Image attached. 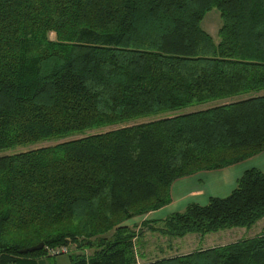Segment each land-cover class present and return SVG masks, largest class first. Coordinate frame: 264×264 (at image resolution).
<instances>
[{"label": "trees", "instance_id": "1", "mask_svg": "<svg viewBox=\"0 0 264 264\" xmlns=\"http://www.w3.org/2000/svg\"><path fill=\"white\" fill-rule=\"evenodd\" d=\"M212 9L217 42L201 27ZM263 92L264 0H0V152L56 142L0 156V264H49L64 254L45 251L69 246L92 253L68 264H138L128 221L169 205L174 181L264 151ZM262 219L253 169L156 230L203 237ZM145 264H264V235Z\"/></svg>", "mask_w": 264, "mask_h": 264}, {"label": "rangeland", "instance_id": "2", "mask_svg": "<svg viewBox=\"0 0 264 264\" xmlns=\"http://www.w3.org/2000/svg\"><path fill=\"white\" fill-rule=\"evenodd\" d=\"M220 26H221L220 15L218 11L215 9H212L210 12H208L201 22L202 29L208 35H210L215 42L218 41L217 34H218ZM49 39L54 40L55 39L54 34H50ZM251 96H254V94L240 96V97H233V98H229L225 100L214 101V102L206 103L204 105L191 106V107H187L185 109L176 111L174 113H164L161 115L144 118V119L136 121L135 123L136 124L144 123V122L156 120L159 118H166L168 116L183 115V114H187L191 112L201 111V110H205L208 108L236 102V101H239V100L251 97ZM135 123H128L127 125H132ZM114 128H117V127L106 128L101 131H108ZM93 133H98V131L96 132L94 131ZM79 137L81 136H76L71 139H75ZM55 143L56 142H46V143H42L36 146L28 147V148H18L16 150L2 151L0 152V156L13 154V153L24 151V150L31 149L34 147L50 146ZM151 218H152L151 216H141V217L134 218L126 223L128 226L134 229V232L137 235V239L134 241V243L136 244L135 250L137 254L138 264H145L149 262H155L161 259L182 256L184 254H190L200 249L199 248L200 246L204 245V244H200L196 242L195 236L194 237L192 236L189 238L184 237L185 239L183 238L182 239H170L167 237H162L161 235H159L158 233L159 231L156 230V229H161V227L155 228L152 225H150ZM259 227L261 228V226H258L255 228L260 229ZM252 231H254V229H251V228L243 229V231H239V234H238V233H233V232H236L234 231V229L225 230L226 234H231V235L230 236L226 235L224 243H231V242L235 243L238 241L249 239L252 235ZM62 248L66 249L67 251L66 254L60 255L56 257L54 260L51 259L49 261V264H68V254L77 253L85 257H88L92 253V250L78 251L76 250L75 246L60 247L56 249H50V251H45V252H46V255H49V254H52L51 251L57 253V251L61 250ZM140 256H142V259H140Z\"/></svg>", "mask_w": 264, "mask_h": 264}, {"label": "crops", "instance_id": "3", "mask_svg": "<svg viewBox=\"0 0 264 264\" xmlns=\"http://www.w3.org/2000/svg\"><path fill=\"white\" fill-rule=\"evenodd\" d=\"M253 169L264 173V151L235 165L220 170L198 172L174 181L170 187V204L145 216L152 217L150 225L160 228L166 218L175 213H182L191 204L204 206L212 198L222 199L227 197L235 189L238 179L246 171ZM258 226H261V228H255ZM251 229H254V231H252L249 239L264 235V219L257 222ZM234 231L236 232L233 233L239 234V231H243V229H234ZM226 235L230 236L231 234L220 231L203 237L196 234L186 235L185 238L195 236L196 242L204 244L196 251H202L234 243H224Z\"/></svg>", "mask_w": 264, "mask_h": 264}, {"label": "water", "instance_id": "4", "mask_svg": "<svg viewBox=\"0 0 264 264\" xmlns=\"http://www.w3.org/2000/svg\"><path fill=\"white\" fill-rule=\"evenodd\" d=\"M44 248V244L43 243H40L36 246H33V247H30V248H27V249H24V250H21L20 251V254H26V253H32V252H38V251H41L42 249Z\"/></svg>", "mask_w": 264, "mask_h": 264}, {"label": "built area", "instance_id": "5", "mask_svg": "<svg viewBox=\"0 0 264 264\" xmlns=\"http://www.w3.org/2000/svg\"><path fill=\"white\" fill-rule=\"evenodd\" d=\"M52 254H54L55 252L51 251ZM66 249L65 248H62L61 250H58L56 254H66Z\"/></svg>", "mask_w": 264, "mask_h": 264}]
</instances>
